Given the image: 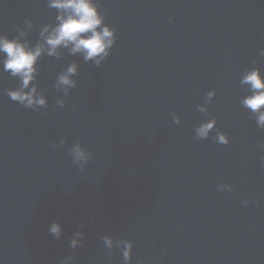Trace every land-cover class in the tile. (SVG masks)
<instances>
[{"label":"water","instance_id":"obj_1","mask_svg":"<svg viewBox=\"0 0 264 264\" xmlns=\"http://www.w3.org/2000/svg\"><path fill=\"white\" fill-rule=\"evenodd\" d=\"M99 3L116 43L100 66L69 48L45 52L33 81L44 107L11 100L19 81L0 63V264H124L104 235L134 242L129 264H264V129L240 83L250 68L264 73V0ZM58 14L48 0H0V35L31 18L23 39L35 46ZM73 63L65 95L58 76ZM77 142L92 154L83 169L69 154Z\"/></svg>","mask_w":264,"mask_h":264},{"label":"clouds","instance_id":"obj_2","mask_svg":"<svg viewBox=\"0 0 264 264\" xmlns=\"http://www.w3.org/2000/svg\"><path fill=\"white\" fill-rule=\"evenodd\" d=\"M51 8L58 10L55 26L46 24L43 26L40 37L41 42L32 46L29 40L23 39L28 35L27 29L32 27L33 21L27 18L24 21L26 27L17 25V35L10 38L8 35H0V54H3L0 63L3 70L11 76L17 77L19 86L7 89L6 94L11 100L19 102L25 108L37 109L45 106L48 98L38 91V85L33 83L37 79V63L42 55L59 56L61 48H69L72 54L81 53L84 60L93 61L96 66L109 56L113 45L116 43V28L105 23L106 13L101 11L99 0H48ZM70 46V47H69ZM264 55V49L261 50ZM77 72V65L73 63L66 72L58 76L59 85L65 86L64 94L67 95L68 89L76 86V81L72 76ZM240 83L250 90V94L241 99L242 105L250 110L252 117L256 120L258 128L264 129V73L259 67H253L242 74ZM215 91L207 94L208 102L211 101ZM66 101L59 98L57 106H63ZM199 111L208 112L207 102L198 106ZM176 123L180 122V117L174 114ZM216 120L201 122L195 135L198 139H206L216 127ZM221 144H228L230 137L226 132L217 130L214 137ZM55 144V141L53 142ZM65 144V138H61L59 146ZM264 148V142H261ZM69 154L73 158V163L79 164L83 169L84 165L91 159L92 154L80 142L75 143L70 149ZM232 190L231 184H221L219 190ZM247 206L250 201L244 200ZM83 227V225H81ZM49 233L56 239H60L63 233V226L59 221H53L49 228ZM84 233L75 231L70 240V246L75 248L83 243ZM106 249L111 253L114 248L122 251L124 264H129L132 260L134 242L130 239H116L112 235L101 237ZM64 258L61 259L63 264Z\"/></svg>","mask_w":264,"mask_h":264}]
</instances>
